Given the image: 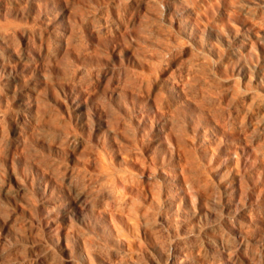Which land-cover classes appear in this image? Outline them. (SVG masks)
Listing matches in <instances>:
<instances>
[{"label":"rangeland","instance_id":"1","mask_svg":"<svg viewBox=\"0 0 264 264\" xmlns=\"http://www.w3.org/2000/svg\"><path fill=\"white\" fill-rule=\"evenodd\" d=\"M0 264H264V0H0Z\"/></svg>","mask_w":264,"mask_h":264}]
</instances>
